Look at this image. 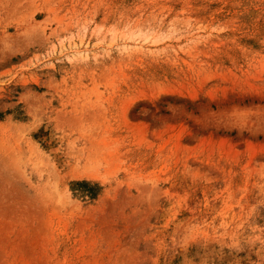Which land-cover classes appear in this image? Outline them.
<instances>
[{"label": "rangeland", "instance_id": "rangeland-1", "mask_svg": "<svg viewBox=\"0 0 264 264\" xmlns=\"http://www.w3.org/2000/svg\"><path fill=\"white\" fill-rule=\"evenodd\" d=\"M0 264H264V0H0Z\"/></svg>", "mask_w": 264, "mask_h": 264}]
</instances>
